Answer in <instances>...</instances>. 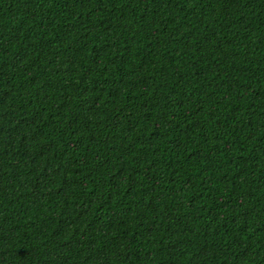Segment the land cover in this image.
<instances>
[{"label": "trees", "instance_id": "obj_1", "mask_svg": "<svg viewBox=\"0 0 264 264\" xmlns=\"http://www.w3.org/2000/svg\"><path fill=\"white\" fill-rule=\"evenodd\" d=\"M0 264H264V0H0Z\"/></svg>", "mask_w": 264, "mask_h": 264}]
</instances>
